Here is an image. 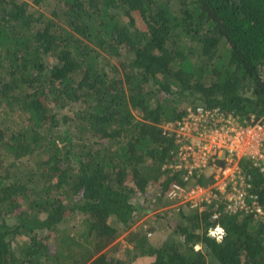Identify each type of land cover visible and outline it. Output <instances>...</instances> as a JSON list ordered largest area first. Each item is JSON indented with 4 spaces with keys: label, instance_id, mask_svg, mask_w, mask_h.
<instances>
[{
    "label": "trees",
    "instance_id": "trees-1",
    "mask_svg": "<svg viewBox=\"0 0 264 264\" xmlns=\"http://www.w3.org/2000/svg\"><path fill=\"white\" fill-rule=\"evenodd\" d=\"M195 106L264 126V0H0V264H264L254 215L180 210L154 248L135 226Z\"/></svg>",
    "mask_w": 264,
    "mask_h": 264
},
{
    "label": "built area",
    "instance_id": "built-area-1",
    "mask_svg": "<svg viewBox=\"0 0 264 264\" xmlns=\"http://www.w3.org/2000/svg\"><path fill=\"white\" fill-rule=\"evenodd\" d=\"M243 124L231 113L220 108L195 106L186 111L177 123L166 125L164 131L177 145L175 159L168 165L180 175L182 182H173L169 190L154 198L181 201L200 213L202 203L214 206L211 220L218 214L243 212L264 221V206L255 194L253 176L243 168V162L259 174H264V126L259 122ZM211 178L207 186L195 180L200 175ZM179 212L178 206L175 207ZM208 234L221 242L224 230L220 225Z\"/></svg>",
    "mask_w": 264,
    "mask_h": 264
},
{
    "label": "rangeland",
    "instance_id": "rangeland-1",
    "mask_svg": "<svg viewBox=\"0 0 264 264\" xmlns=\"http://www.w3.org/2000/svg\"><path fill=\"white\" fill-rule=\"evenodd\" d=\"M28 4H31V0H23ZM189 106H186V108ZM157 189V188H156ZM153 186H148L146 193L150 196V198L154 197L157 194V190ZM148 196V198H149ZM158 203L162 204L161 208L156 210L155 212L151 211L145 216L141 217L138 220V223L135 225L137 228L145 230V235L148 239V243L151 247L154 248L155 245L165 240L168 235L169 227L174 225L177 220H180L178 211L175 207L178 206L179 210H183L187 214H196V211L190 207V204L179 205L181 201H164V199L158 198ZM211 204L202 203L199 206L201 208L210 206ZM214 209L212 205L211 210ZM214 211V210H213ZM182 219V218H181ZM186 219V218H185ZM183 221V219H182ZM183 223H185L183 221ZM126 234L122 233L119 238L116 240L115 247L119 248V251L115 254V256L122 257V254L130 247L129 243L125 240ZM197 250L201 249L198 245L196 247ZM124 255V254H123ZM126 255H124L125 258ZM153 260L151 256H145L144 258L135 259L134 263L137 264H150Z\"/></svg>",
    "mask_w": 264,
    "mask_h": 264
},
{
    "label": "clouds",
    "instance_id": "clouds-1",
    "mask_svg": "<svg viewBox=\"0 0 264 264\" xmlns=\"http://www.w3.org/2000/svg\"><path fill=\"white\" fill-rule=\"evenodd\" d=\"M196 214H198V213H196ZM223 230H224V229H223ZM208 232H209V231H208ZM210 237H211V236H210ZM197 246H198V245H197ZM197 246H196V247H197ZM196 247H195V248H196ZM196 250H197V249H196Z\"/></svg>",
    "mask_w": 264,
    "mask_h": 264
},
{
    "label": "crops",
    "instance_id": "crops-1",
    "mask_svg": "<svg viewBox=\"0 0 264 264\" xmlns=\"http://www.w3.org/2000/svg\"><path fill=\"white\" fill-rule=\"evenodd\" d=\"M152 262V261H151Z\"/></svg>",
    "mask_w": 264,
    "mask_h": 264
}]
</instances>
